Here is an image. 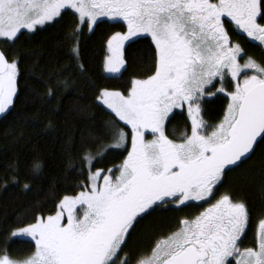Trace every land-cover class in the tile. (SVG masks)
<instances>
[{
	"label": "snow or ice",
	"instance_id": "6c2138e0",
	"mask_svg": "<svg viewBox=\"0 0 264 264\" xmlns=\"http://www.w3.org/2000/svg\"><path fill=\"white\" fill-rule=\"evenodd\" d=\"M64 9L77 14V32L85 23L91 30L101 17L123 22L126 30L107 41L106 72L124 66L126 43L148 38L155 50L154 71L132 79L127 94L101 89L97 96L131 130L122 163L93 172L95 157L86 153L83 190L63 195L54 214L37 215L13 231L12 237H30L35 249L23 259L2 250L0 264H130L127 254H119L138 218L160 207L180 211L190 202L209 206L180 219L176 230L135 264H264V219L255 247L241 249L247 204L230 191L217 198L226 171L264 143V64L251 57L241 64L244 50L229 34L231 26L264 46V0H0V40L15 43L22 29L31 32ZM73 53L78 57V47ZM18 75V59L0 50V113L13 105ZM217 94L227 104L219 122L209 126L202 104L206 95ZM178 108H186L190 121V133L179 142L166 134ZM149 133L152 139H146ZM127 135L116 131L108 147H125Z\"/></svg>",
	"mask_w": 264,
	"mask_h": 264
},
{
	"label": "trees",
	"instance_id": "16d2710c",
	"mask_svg": "<svg viewBox=\"0 0 264 264\" xmlns=\"http://www.w3.org/2000/svg\"><path fill=\"white\" fill-rule=\"evenodd\" d=\"M78 24L74 11L64 9L31 32L21 30L15 43L0 40L9 59L19 61L17 95L0 115V251L7 249L13 259L30 256L35 243L12 237V231L34 222L37 215L54 213L63 195L83 189L89 172L83 159L86 153L95 157L91 170L116 168L126 157V146H108L120 128L130 130L97 100L100 90L126 93L132 79L154 71L155 50L148 38L126 43L124 66L117 74L104 73L106 41L111 33L126 29L123 22L99 19L91 31L84 24L77 32ZM229 34L244 50L243 56L264 64L263 46L231 26ZM226 104L223 94L205 97L203 119L209 126L219 122ZM186 131L190 132L187 115L175 110L166 134L180 140ZM34 165L39 169L34 171ZM224 191L246 202L249 222L239 246L255 247L258 222L264 217V143H258L238 167L226 171L217 196ZM201 206L190 202L180 211L160 207L138 218L120 258L127 254L134 264L151 252L157 240L175 231L180 219L193 216Z\"/></svg>",
	"mask_w": 264,
	"mask_h": 264
},
{
	"label": "rangeland",
	"instance_id": "374dc122",
	"mask_svg": "<svg viewBox=\"0 0 264 264\" xmlns=\"http://www.w3.org/2000/svg\"><path fill=\"white\" fill-rule=\"evenodd\" d=\"M73 11V10H72ZM77 15V14H76ZM100 19H108L107 17H101ZM109 20V19H108ZM111 21H113V20H111ZM50 22V21H49ZM122 22V21H121ZM46 23H48V22H46ZM45 23V24H46ZM85 25H86V30L87 31H91V30H89V28H88V26H87V24L85 23ZM40 26H43V25H38V26H36V28L37 27H40ZM22 30H26V29H22ZM126 30V29H125ZM28 31V30H27ZM115 32H117V31H115ZM115 32H113V33H111L110 34V36L111 35H113ZM109 36V37H110ZM109 37H108V39H109ZM108 39H107V41H108ZM250 39V38H249ZM251 40V39H250ZM107 41H106V54H105V57H104V63H103V70H104V73H106V74H108V75H114V74H117V73H109V72H106L105 71V61H106V58L110 55V53H109V51H108V47H107ZM233 43H236V42H234V41H232ZM256 42V41H255ZM259 43V42H258ZM264 47V46H263ZM249 57H247V56H242V58L240 59V63L241 64H243L244 63V61L246 60V59H248ZM248 74L249 75H251L252 74V72H251V70H249L248 71ZM147 78V77H146ZM242 78V77H241ZM141 79H145V78H141ZM229 80H230V78L228 79V81H226V83H229ZM220 85H219V82H217L216 83V87H219ZM108 90H110V91H119V90H115V89H108ZM212 91H215V88H213L212 89ZM121 92V91H120ZM123 93V92H122ZM124 94H127V92L126 93H124ZM206 97H210V96H207L206 95ZM103 105V104H102ZM10 107V106H9ZM106 107V106H105ZM109 111H111L110 109H108ZM175 110H178V111H184L185 112V114L187 115V111H186V108L185 109H183V110H181V109H175ZM174 110V111H175ZM7 111V110H6ZM114 114V113H113ZM115 115V114H114ZM121 123H123L122 121H120ZM126 126V125H125ZM128 127V126H127ZM129 128V127H128ZM119 129V128H118ZM123 130V131H125L128 135H127V143H126V147H127V149H130V147H131V130H130V128H129V132L126 130V129H124V128H120L119 130ZM210 130V129H209ZM190 133V132H189ZM146 139H152V136H151V134L149 133L147 136H146ZM177 142H179L180 140H176ZM114 143V142H113ZM120 165V164H119ZM118 166V165H117ZM116 166V167H117ZM108 170V169H107ZM107 170H105V172H107ZM91 171H93V172H95L96 170H91ZM118 173H113V175H117ZM81 190H83V189H80L79 191H81ZM78 191V192H79ZM217 198H218V196H217ZM211 202L212 203H214L215 202V199H212L211 200ZM195 203H197V202H195ZM200 203H202V206H201V208H200V211L199 212H197V213H195L193 216H195V215H198L201 211H203L205 208H207L208 206H209V204L208 203H203V202H200ZM190 208H192V207H190ZM192 210V209H191ZM52 214H54V213H52ZM50 215V214H49ZM47 216V215H46ZM193 216H191V217H193ZM191 217H188V218H191ZM262 219H264V217L262 218ZM258 224H259V222H258ZM28 225V224H27ZM27 225H24V226H21V227H25V226H27ZM21 227H18V228H15L13 231H15V230H17V229H19V228H21ZM12 231V232H13ZM257 232H258V226H257ZM256 237H257V234H256ZM20 238H27V239H31L30 237H20ZM34 242V241H33ZM35 243V242H34ZM241 249H243L242 247H240ZM151 253V252H150ZM149 253V254H150ZM117 264H119V262H117ZM135 264V263H134ZM233 264H234V262H233Z\"/></svg>",
	"mask_w": 264,
	"mask_h": 264
},
{
	"label": "water",
	"instance_id": "95a60500",
	"mask_svg": "<svg viewBox=\"0 0 264 264\" xmlns=\"http://www.w3.org/2000/svg\"><path fill=\"white\" fill-rule=\"evenodd\" d=\"M0 50H1V48H0ZM2 113H0V115H1ZM251 155V154H250Z\"/></svg>",
	"mask_w": 264,
	"mask_h": 264
},
{
	"label": "flooded vegetation",
	"instance_id": "af4514ba",
	"mask_svg": "<svg viewBox=\"0 0 264 264\" xmlns=\"http://www.w3.org/2000/svg\"><path fill=\"white\" fill-rule=\"evenodd\" d=\"M169 234H170V233H169ZM169 234H168V235H169ZM165 237H166V236H165ZM122 258H124V257H122Z\"/></svg>",
	"mask_w": 264,
	"mask_h": 264
},
{
	"label": "bare ground",
	"instance_id": "6f19581e",
	"mask_svg": "<svg viewBox=\"0 0 264 264\" xmlns=\"http://www.w3.org/2000/svg\"><path fill=\"white\" fill-rule=\"evenodd\" d=\"M98 102V101H97ZM34 243V242H33Z\"/></svg>",
	"mask_w": 264,
	"mask_h": 264
}]
</instances>
